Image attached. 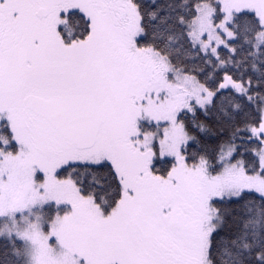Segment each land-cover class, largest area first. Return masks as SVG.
<instances>
[{
    "label": "snow or ice",
    "instance_id": "obj_1",
    "mask_svg": "<svg viewBox=\"0 0 264 264\" xmlns=\"http://www.w3.org/2000/svg\"><path fill=\"white\" fill-rule=\"evenodd\" d=\"M0 264H264V0H0Z\"/></svg>",
    "mask_w": 264,
    "mask_h": 264
}]
</instances>
